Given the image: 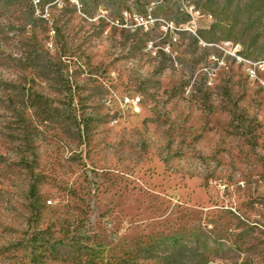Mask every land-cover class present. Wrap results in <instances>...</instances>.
I'll list each match as a JSON object with an SVG mask.
<instances>
[{"label":"rangeland","instance_id":"rangeland-1","mask_svg":"<svg viewBox=\"0 0 264 264\" xmlns=\"http://www.w3.org/2000/svg\"><path fill=\"white\" fill-rule=\"evenodd\" d=\"M192 21L264 59V0H0V264H264V87Z\"/></svg>","mask_w":264,"mask_h":264},{"label":"built area","instance_id":"built-area-1","mask_svg":"<svg viewBox=\"0 0 264 264\" xmlns=\"http://www.w3.org/2000/svg\"><path fill=\"white\" fill-rule=\"evenodd\" d=\"M132 17L139 24L144 22V17L138 13H133ZM168 26L170 28L179 29L172 24H169ZM187 28L198 39L200 46L212 47L214 49V51L210 52L207 56V59L211 64L208 66L204 65L201 68L207 86L213 84L217 70L225 65L227 59H231L235 63L244 66L246 75L249 79L258 80V82L264 87V78H259L258 76V71L264 69V63H257L252 58H250V60H243L242 49H239L238 43L229 39L212 42L202 41L197 34L196 25L193 21L192 25ZM148 46L151 47L152 43H149ZM118 102L125 110L136 112L139 109L140 96L137 94H124L118 97Z\"/></svg>","mask_w":264,"mask_h":264},{"label":"bare ground","instance_id":"bare-ground-1","mask_svg":"<svg viewBox=\"0 0 264 264\" xmlns=\"http://www.w3.org/2000/svg\"><path fill=\"white\" fill-rule=\"evenodd\" d=\"M240 49V48H239ZM243 60H249V59H245L242 57ZM256 61L257 63H264V59H257V60H254Z\"/></svg>","mask_w":264,"mask_h":264}]
</instances>
